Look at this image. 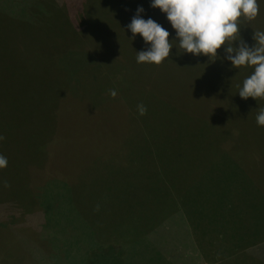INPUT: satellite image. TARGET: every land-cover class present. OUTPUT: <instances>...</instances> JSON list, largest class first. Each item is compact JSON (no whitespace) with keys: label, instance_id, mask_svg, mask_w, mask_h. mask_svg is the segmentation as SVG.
<instances>
[{"label":"rangeland","instance_id":"rangeland-1","mask_svg":"<svg viewBox=\"0 0 264 264\" xmlns=\"http://www.w3.org/2000/svg\"><path fill=\"white\" fill-rule=\"evenodd\" d=\"M53 3L0 0L14 20L8 62L0 52V154L8 161L0 168V264H83L108 244L125 250L124 264H264V127L211 134L242 107V123L252 125L264 99L237 93L252 69L223 61V45L215 60L174 46L155 71L140 68L134 53L123 69L102 68L104 59L89 67L61 50ZM63 7L103 9L91 0ZM33 12L40 27L29 19ZM238 24L254 44L253 32L264 31V2L253 20ZM163 27L172 40L170 23ZM186 86L198 108L192 101L187 109ZM210 96L218 102L208 107L220 109L206 120L195 116L190 130L177 105L202 115ZM227 137L235 155L221 149ZM243 229L259 238L244 243ZM220 232L239 237L231 255Z\"/></svg>","mask_w":264,"mask_h":264},{"label":"clouds","instance_id":"clouds-1","mask_svg":"<svg viewBox=\"0 0 264 264\" xmlns=\"http://www.w3.org/2000/svg\"><path fill=\"white\" fill-rule=\"evenodd\" d=\"M261 2L264 0H150L149 6L158 8L174 29L172 40L168 39L169 31L160 23L141 16L145 10L138 5L126 25L132 34L131 40L139 34L147 45L146 49L136 51V62L159 65L169 57L173 46L184 53L215 60L217 50L223 45V61L230 62L232 68L252 69L238 85L239 97L264 99V31H254L255 43L249 46L240 37L238 24L240 17L253 20ZM234 41L236 46H233ZM255 122L258 127H264V107L258 108ZM7 162V157L0 154V168Z\"/></svg>","mask_w":264,"mask_h":264},{"label":"trees","instance_id":"trees-1","mask_svg":"<svg viewBox=\"0 0 264 264\" xmlns=\"http://www.w3.org/2000/svg\"><path fill=\"white\" fill-rule=\"evenodd\" d=\"M130 7V4H129ZM59 19V18H57ZM109 22H113L112 19H109L108 21H104V22H100L98 24V26L93 30V33H95V44L97 46L100 47L98 56H97V62L100 63V59H104V61L101 64L102 68L104 67L105 69H108L109 67H111V69H113L112 71H114L116 68H126L128 66H130L132 64V58L129 57L130 53H134V55H136V51H140L143 50L144 48H142V46H138L137 45V41L136 38L134 40H131L129 37L132 35L130 33V31L126 28V26H122L120 28L115 27V25H109ZM14 20L12 18V15L10 14V12L5 9V8H1L0 9V52L2 51L3 56L5 57V59L8 62V57H7V51L8 49H10V40L9 37L11 35V33H13V25ZM122 31V33H121ZM4 35L8 36V38H6L5 40H3L2 38L4 37ZM139 34H136V37ZM1 39L4 41V43L1 45ZM9 41V42H7ZM172 50L174 49V46L171 48ZM135 50V51H134ZM132 51V52H131ZM1 55V53H0ZM115 61V63H111L110 61ZM7 64V63H6ZM5 64V66H6ZM153 65L155 64H147V63H143L142 67L140 68H150L152 70L153 69ZM5 66L1 65V69H4ZM159 65H155V68H157ZM8 67V64H7ZM110 69V70H111ZM155 71V70H154ZM182 78L179 79V84L182 85L181 82ZM185 90V95H187L188 99L191 102H186L187 104V109H188V105H191L192 101L194 102V106H196L198 108V104L199 102L197 100H194L189 96L190 93V87L186 86L183 87ZM194 88H192V92L194 93ZM212 96H210V100H212L213 98H211ZM215 99H213L211 102H209L208 104H205L206 102H202L200 103V107L199 110L203 111L204 116L202 115H198L196 113V115L192 116L190 114V112H186L183 109L186 108V106H183V109L179 108L177 105V110H178V115L182 114L181 119L182 118H187L185 125L192 130V121L194 119V117H198L201 118L202 120H206L208 119V115L212 114V112L214 111H218L220 109V103H219V109L216 108L215 110V106L213 105V107H208L211 103L216 104V102H218V98L217 96L214 97ZM182 98H178V102L181 100ZM179 104V103H178ZM92 105L93 104H89ZM192 105V106H193ZM190 107V106H189ZM224 107V106H223ZM259 107H264V101H262L261 105ZM245 108H241L239 109V111H232L230 112L226 118L221 119L217 124H213L212 126V130L211 134H214L215 132L218 133L219 135H224V134H229V133H234L235 134H239V130L240 127H244V128H249L247 131L253 129V130H257V124L255 122V115H253V119L251 122V126L246 125V127L244 126V123H242V119L245 115L244 113ZM258 111V109H257ZM256 111V113H257ZM211 125V122L208 121V124L206 123V126L204 129H206L207 127H209ZM211 127V126H210ZM228 132V133H227ZM234 135H232L234 137ZM231 137V135L229 136ZM234 138H229L227 137V140L223 143V146L221 147V149L223 151H228L230 154L229 155H235V150H234V143L235 141H233ZM227 153V152H226ZM35 161V160H34ZM37 161V160H36ZM35 161V162H36ZM18 174L20 175L21 173L19 171H17ZM33 173H31L30 176H32ZM191 176H188V179ZM182 179V178H181ZM188 179H186L185 181H187ZM180 180V179H178ZM33 182V181H32ZM183 186H186V182H183ZM259 186L261 187V183L259 184ZM262 193V192H261ZM117 246H115L114 244H108V245H102V246H97L95 249H93L88 255L85 256V258L82 259L81 262H83V264H124V261L121 258V253L123 254L125 252V250L123 251L122 249L119 250Z\"/></svg>","mask_w":264,"mask_h":264},{"label":"crops","instance_id":"crops-1","mask_svg":"<svg viewBox=\"0 0 264 264\" xmlns=\"http://www.w3.org/2000/svg\"><path fill=\"white\" fill-rule=\"evenodd\" d=\"M66 1L68 3L72 2V0L53 1L55 2V4H57L56 6H58L59 10H56L50 16L52 17V21L60 22L63 24L61 30H58L60 34L61 50L64 52H69V53L76 52V55L78 57L85 59L83 61V64L89 67L90 66L92 67L93 65H96V64L98 65L97 56H98V53H99L98 50H100V47L95 44V39H94L95 33H93V30L98 26L100 22H104V21H108L109 19H112L113 22H109V25H115V27L117 28L126 26L130 22L132 16L135 14V9L137 8L138 5L142 6L145 10L143 13H141V16L143 18L147 19L151 17L153 20H155L158 23H160V20H162V18L165 19V15L161 13L158 8H152L149 6L150 0H121V1H118V3H112V0H103V1L91 0L94 2L95 5L97 6L101 5L100 8H103L102 10H100L99 8L100 11H96V12L89 10L88 7L84 8L83 10L65 9L63 5L66 3ZM82 1L83 0H75L76 3H81ZM104 1L107 3H104ZM53 2L51 0H39V3H41V5L43 6L46 5V7H47V4H50L51 6L54 5ZM129 4H130V7H129ZM33 8H34V4H33ZM85 9H87V11ZM110 9L111 11H109ZM73 11L75 12V14L72 13ZM40 12L41 11L39 10L38 13ZM34 13L35 12L32 13V17L29 16V19L32 20L33 22L37 20L36 27H40L39 19L35 17ZM41 13H45L43 9ZM46 14L47 13H45V15ZM72 16L74 17L72 18ZM160 24L164 26L166 24L168 25L169 22L165 20L163 23H160ZM136 41H137L138 46H142V48L146 49L147 45L144 44L142 38L139 35L136 37ZM91 58L93 59L92 65H91V61H92ZM86 70L91 71L92 68L86 69ZM186 188H187V185L186 186L180 185L178 189L179 193L183 194ZM206 228H207L206 226H203V231L204 233L207 234L208 231L206 230ZM186 232L189 233L190 238L188 236L185 238V240L188 238V241L191 242L193 238L191 233L193 231L188 230L187 228ZM251 235L252 234L248 230L243 229V230H240L239 232V237H245V240L247 239L246 241H244V243L246 244H250L251 241H254L257 238H259V237H254V236L252 238ZM217 237L223 240V244L225 246L224 249H227V251L229 250V253H230V249H232L230 253L231 255L233 251V243H235L236 239L239 237L237 238H231L228 236L224 237V234L222 232L218 233ZM185 240L181 238L180 242H185ZM180 246L185 247L184 245H179V247ZM197 257L199 256L197 255ZM233 264H249V263L247 262L239 263V261H237Z\"/></svg>","mask_w":264,"mask_h":264}]
</instances>
